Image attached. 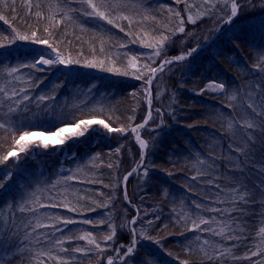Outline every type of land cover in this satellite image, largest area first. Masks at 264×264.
I'll use <instances>...</instances> for the list:
<instances>
[{"label": "trees", "instance_id": "trees-1", "mask_svg": "<svg viewBox=\"0 0 264 264\" xmlns=\"http://www.w3.org/2000/svg\"><path fill=\"white\" fill-rule=\"evenodd\" d=\"M231 1L0 0V264H264L263 0L196 51Z\"/></svg>", "mask_w": 264, "mask_h": 264}, {"label": "rangeland", "instance_id": "rangeland-1", "mask_svg": "<svg viewBox=\"0 0 264 264\" xmlns=\"http://www.w3.org/2000/svg\"><path fill=\"white\" fill-rule=\"evenodd\" d=\"M263 2H264V0H263ZM228 8H229L228 14L221 17L222 21H220L219 23L217 21V23L214 22V23L211 24L213 26L215 25V29H216L215 33H218V34L221 33V31L223 29H226L228 26H230V24L232 23V21L237 18V16L239 15V12H240L239 0H232L231 3L229 4V7ZM213 38L209 39L205 43V45L209 41H211ZM46 44L47 43H42L41 46H47ZM205 45L202 46L203 49L205 48ZM199 48H201V47H198L197 50ZM51 52L52 53L50 55H44V56H42L40 58V60L37 62V66L38 67H40V68H46V67L50 66L51 64H56V63H61V62L64 63V60L62 59V57L54 49H51ZM197 52H199V51H197ZM187 59H189V57H187V55L186 56H181V58H179V61H181V60L184 61V60H187ZM175 61L177 62L178 60H174L173 62H175ZM64 64L67 65V63H64ZM162 64H165V63H162ZM161 65L157 67L158 70L156 72L155 78H156L157 74L164 67V65L163 66H161ZM154 70H153V72H154ZM153 72H152V74H153ZM152 74H151V77H152ZM154 79H153V81H154ZM150 81H151V78H150L149 82ZM151 89H152V87H151ZM147 93H148L147 96H148L149 101L147 103V115H146V118L148 116V106H150V108H151L150 98L152 97V91H150V89H149V83H148V91H147ZM151 117H152V113L150 112V119H151ZM150 119H149V121H150ZM141 125L133 128V130H132V139H133V142L135 143L136 147L138 148L139 152L142 153V154H144L146 152L147 145H146V143L144 142V140L142 138V130L145 129L148 124L145 127H143V128H141ZM101 126H103V124L100 123L99 121H97V120H91V121H88V122L80 123L78 126H75L73 128H65V129H62L58 134H45V133H42V132H35V133L30 134V135H24L19 140V143H18V148L19 149L11 152L9 154V157L8 158H10L11 163H14L18 159L19 155L21 153H23V152H26V153L27 152H30L31 155H33L37 151H46V150L52 151V150L55 149L54 151L56 153H59V150H60V149H58L59 147L60 148H63V153H62L63 157H66L69 154H70L69 157H71L74 154V152H72V151L69 152L66 146L68 145V143H70V142L73 141V137L77 133H79V132H80V134H82L83 137H86L87 136V130L90 127H93L92 131H96L98 133L97 134L98 136L104 135L103 134L104 132L101 131V129L102 130H105V129L102 128ZM116 132H117V130L110 129L105 134V135H108L107 136L108 137L107 139L109 140V142L111 141L110 138H112V134H117ZM136 172H137V169H134L129 175L126 176V178H125V184L128 183V180ZM125 197H126V200H127L128 199L127 195ZM126 204L128 206H131V208H132V205H131V203L128 200H127ZM134 221H135L134 218L130 221V226L131 227L133 226ZM132 229L133 228H131V230ZM131 253L132 252L130 251V254Z\"/></svg>", "mask_w": 264, "mask_h": 264}, {"label": "water", "instance_id": "water-1", "mask_svg": "<svg viewBox=\"0 0 264 264\" xmlns=\"http://www.w3.org/2000/svg\"><path fill=\"white\" fill-rule=\"evenodd\" d=\"M218 35H219V34L217 33L216 36H215L211 41H209V42L205 45V47H206L207 45H209V44H210V43H211V42H212V41H213ZM201 49H203V47L199 48L197 51H200ZM163 65H165V64H162L161 66H163ZM157 70H158V68H156V69L154 70V72H153V74H152V77H151V81L149 82V89H150V91H151V87H152V84H153V79L155 78V75H156ZM148 101H149V99H148ZM150 112H151V108H150V106H148V116H147L145 122H143V124L141 125V128L145 127V126L148 124L149 119H150ZM141 128H140V129H141ZM126 258H127V256L124 257V259L122 260V262H123L124 260H126Z\"/></svg>", "mask_w": 264, "mask_h": 264}]
</instances>
